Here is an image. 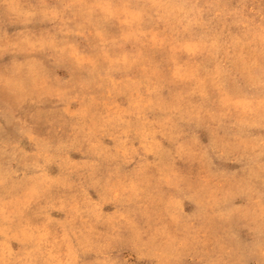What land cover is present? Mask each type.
I'll return each instance as SVG.
<instances>
[{
  "label": "clouds",
  "instance_id": "9594fccd",
  "mask_svg": "<svg viewBox=\"0 0 264 264\" xmlns=\"http://www.w3.org/2000/svg\"><path fill=\"white\" fill-rule=\"evenodd\" d=\"M0 264H264V0H0Z\"/></svg>",
  "mask_w": 264,
  "mask_h": 264
}]
</instances>
